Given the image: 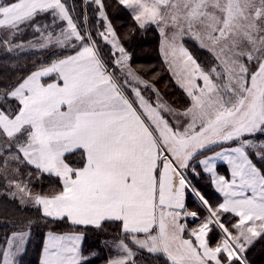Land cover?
Segmentation results:
<instances>
[{
    "label": "snow or ice",
    "instance_id": "1",
    "mask_svg": "<svg viewBox=\"0 0 264 264\" xmlns=\"http://www.w3.org/2000/svg\"><path fill=\"white\" fill-rule=\"evenodd\" d=\"M92 2L104 21L95 34L66 0H0V50L55 57L0 89V195L31 204L45 221L98 230L118 222V236L104 242L115 251L106 264H138L145 251L171 264H248L246 249L264 240V140L257 142L264 135V0H117L134 21L130 31L154 26L161 34V53L187 97L182 109L135 73L104 0ZM43 15L51 23L38 22ZM28 29L33 39L17 42ZM185 38L211 63H198ZM101 43L111 46V59ZM77 152L74 166L69 157ZM216 160L227 163L229 177L217 174ZM197 163L222 202L210 203L192 185ZM34 174L54 176L60 187L34 194ZM186 191L205 215L187 209ZM227 213L234 223L222 219ZM187 217L199 219L197 227L181 223ZM33 223L0 240V264H22ZM83 239V232L48 231L39 264H88L96 253L84 254Z\"/></svg>",
    "mask_w": 264,
    "mask_h": 264
},
{
    "label": "trees",
    "instance_id": "2",
    "mask_svg": "<svg viewBox=\"0 0 264 264\" xmlns=\"http://www.w3.org/2000/svg\"><path fill=\"white\" fill-rule=\"evenodd\" d=\"M69 1L71 6L75 8V12H73L72 15L78 17L81 23L83 22V17L85 15L84 9L86 8L88 26L92 29L93 34H95L97 31V27L95 26L97 13L95 9L91 8L90 2L88 8L86 4L84 5L83 0ZM104 4L108 18L116 30L118 37L121 38V43L127 50L133 52V61H136L135 63H137L138 66L145 68V70H142L146 78L149 77L154 80L156 85L164 84L163 93L167 95L169 99H172V102L177 103L176 101L183 95L175 86L174 81L170 78L165 64L160 57L158 48L159 33L157 29L152 26L146 30L137 29L135 32H132L130 30L135 27V25L129 12L118 5L117 0H104ZM98 24L99 23L96 22L97 26ZM188 45L195 49V51L200 52L201 55L203 54L209 57V54L202 51L194 43H188ZM101 46L103 45L101 44ZM102 49L105 50L104 46ZM49 58L54 59L55 57L51 56V53L46 50L28 49L20 52L19 55H16L15 53H6L3 50H0V89H6L8 85L15 83L19 77L26 76L34 71V64L39 66L41 62H48ZM201 61L203 65H206L204 59ZM260 140H264V135L258 134L257 142ZM74 155H80V153L77 152V154ZM197 169L200 170L198 163ZM21 171L27 172L28 170L22 168ZM29 171H32V169ZM224 174L228 175L227 169ZM202 175H204L202 179H199L196 175L189 178L192 179L194 182L193 184L201 191L203 196L208 199L210 203L214 205L220 203L221 195L214 188L210 177L207 178L209 175L206 176L207 173L206 175L205 173ZM59 187V180L56 177L47 174L41 176L39 179H36L34 174L31 181V188L34 194L47 193L53 189H58ZM2 192H4V188L0 183V193ZM187 205L189 209L199 212L198 204L189 196L187 197ZM199 213L205 214L203 212ZM41 217L42 214L36 207L28 204L21 205L18 200H13L7 195H0V240L3 239L5 235H8L15 230H19V226L27 221H34L31 227L26 251L20 258L22 264H39L44 236L45 233L50 230L53 232H83V251L88 254L96 253V255L89 257L88 264H106L107 245L104 242L114 240L120 232L118 222H105L103 229L98 230L93 226H72L67 220L53 222L52 219L49 218L45 221ZM222 219L225 221H235L236 218L233 214L227 213L223 214ZM143 255L144 258L139 259L138 264H167L166 258L162 255ZM244 256L250 264H264V240H258L254 242L253 245H250L246 249Z\"/></svg>",
    "mask_w": 264,
    "mask_h": 264
},
{
    "label": "rangeland",
    "instance_id": "3",
    "mask_svg": "<svg viewBox=\"0 0 264 264\" xmlns=\"http://www.w3.org/2000/svg\"><path fill=\"white\" fill-rule=\"evenodd\" d=\"M89 2H90V6H91V8L92 9H95V11H96V18H95V26L97 27V31H103L104 30V21H102V20H100L99 19V16H98V11H97V6L92 2V0H87V2H86V0H83V3H84V5L86 4V6H88V8H89ZM66 3L70 6V7H72L71 6V3H70V1L69 0H66ZM84 14H86L87 12H86V8L84 9ZM106 11V10H105ZM85 16V15H84ZM83 19H84V17H83ZM37 21L38 22H41V23H51V17L49 16V15H43V16H41V17H38L37 18ZM99 21V24H98V26L96 25V22H98ZM158 31V30H157ZM28 33V34H27ZM158 33H159V31H158ZM35 35H38V34H35ZM29 36V37H28ZM28 37V38H27ZM33 37H34V34L32 33V31H31V29H28L24 34H23V36L22 37H18V40H17V42H20V41H24V42H26V41H28V40H31V39H33ZM189 44H191V43H194L196 46H197V44L194 42V41H191V40H188L187 38H185V40H184V43H185V47H187L188 49H189V51L192 53V55L194 56V58H196L197 59V62L198 63H201L202 61L201 60H203L204 59V62H206L207 64H210L211 63V57H210V55H209V57H207V56H205V55H201L200 54V52H198V51H195V49H193V48H191V47H189V45H188V43ZM103 46H104V48H105V50H103L102 48H103V46H101V49L103 50V53L105 54V58L106 59H111L112 57L109 55V53L112 51V49H111V46L110 45H105V44H103V43H101ZM161 46H162V36H161V34L159 33V40H158V48H159V54H160V57H161V59H162V61H163V63L165 64V67H166V69H167V71H168V73H169V76H170V78L174 81V83H175V86L180 90V92L182 93V95L183 96H181L180 97V99H178L176 102L177 103H174V102H172V99H169L168 97H167V95H165L164 93H163V89H164V84L163 85H159V84H155L154 83V80H152V79H150L149 77H145V75H144V72H143V70H145V68H143V67H141V66H138V64L137 63H135L136 61H133V56H134V54H133V52H131V51H129V50H127V52L130 54V60H129V64H130V66H131V68L135 71V73L137 74V75H139L142 79H144V80H146V81H148L150 84H154L155 85V88L156 89H158L159 90V93H160V95H161V97L165 100V101H167L169 104H171L173 107H175V108H179V109H182L183 108V106L186 104V102H187V97H186V94L184 93V91L177 85V83H176V81H175V78H174V76H173V74H172V72L169 70V68H168V65H167V63L165 62V58H164V56L162 55V53H161ZM199 48V47H198ZM202 51H204V52H206L207 54H209L208 52H207V50H205V49H201ZM55 59V58H54ZM201 65L202 66H205V65H203L202 63H201ZM143 69V70H142ZM45 79H47V78H45ZM141 87H143V86H141ZM145 96L147 97V96H151L153 99H155V93H153L152 92V90L151 89H148L147 91H145ZM8 103H10V104H12V105H15V101L13 100V102H12V100H9L8 101ZM217 151L219 150V149H216ZM77 154V153H76ZM212 153H206V155H211ZM202 157H199V159H201ZM69 160L70 161H73V162H75V164H74V166H79V161H80V155H71L70 157H69ZM12 167H16V165H12ZM199 167H200V170L199 169H197V164H196V169H197V172H199L200 171V173L201 174H199L197 177L199 178V179H202L203 178V176L204 175H202V174H204L205 173V175H206V172H204L203 171V168H201V166L199 165ZM31 169V168H30ZM29 168H27V170L29 171L30 170ZM220 172H222L223 174H224V172H225V170H226V167H221L220 169H218ZM8 172H9V175H11V170L9 169L8 170ZM204 172V173H203ZM194 174L193 173H191V172H189L188 173V178L189 177H191V176H193ZM209 174H207L206 176H208ZM225 175V174H224ZM205 176V177H206ZM210 177V175L207 177V178H209ZM190 179V178H189ZM210 179H211V177H210ZM1 181H0V183L3 185L4 184V181L2 180V179H0ZM191 180V183H192V185L197 189V191H199L200 193H201V191L193 184L194 182L192 181V179H190ZM202 194V193H201ZM203 195V194H202ZM190 197L191 199H193L194 200V202L195 203H197L198 204V201L196 200V198L191 194V192L190 191H186V196H185V204H186V207H187V209L188 210H190V211H194V210H191V209H189V207H188V205H187V197ZM28 205H31V204H28ZM199 215L202 217L203 215H205V214H200L199 213ZM227 219H231V218H227ZM226 221H231V222H235V221H232V220H226ZM199 219H196L195 221L191 218V217H187V218H182L181 219V223H185L186 225H187V227L189 228V229H191V228H194V227H197V225L199 224ZM15 231H17V230H15ZM70 232V231H69ZM69 232H56V233H69ZM45 237H46V235H45ZM212 243L213 244H215V242H216V240L219 238V236H218V233H213L212 234ZM185 238H188L187 237V234L185 235ZM194 239V238H193ZM2 240V239H1ZM29 240V239H28ZM27 243H28V241H27ZM83 243H84V239L81 241V245H82V249H83ZM26 246H27V244H26ZM106 251H107V259L111 256V255H114L115 254V251H114V249H111V247L110 246H108L107 245V247H106ZM41 252H42V250H41ZM84 254L85 255H89L87 252H85L84 251ZM144 254H147L146 253V251H145V253ZM41 255V254H40ZM153 255H156V254H153ZM157 256V255H156ZM163 256V255H162ZM89 257H91V256H89ZM164 257V256H163ZM166 258V257H165ZM166 262H167V264H171V262L170 261H167V258H166ZM150 264H156V263H150ZM248 264H250L249 262H248Z\"/></svg>",
    "mask_w": 264,
    "mask_h": 264
},
{
    "label": "crops",
    "instance_id": "4",
    "mask_svg": "<svg viewBox=\"0 0 264 264\" xmlns=\"http://www.w3.org/2000/svg\"><path fill=\"white\" fill-rule=\"evenodd\" d=\"M204 157H202L201 159H203ZM201 168H203V165H200ZM221 167H226V169L228 170V175H225L226 177H229L230 176V171H229V166L227 165V163L225 161H222V160H216L215 161V170L217 172V174L219 175H224L222 172H220L218 169H220ZM210 175L211 177V174L210 173H207ZM211 182H212V179H211ZM213 184V183H212ZM214 188H215V185L213 184ZM216 189V188H215ZM219 193V192H218ZM221 195V202L223 200V195L221 193H219ZM47 233V232H46ZM45 233V235H46ZM58 234H62V233H58ZM44 239H45V236H44ZM44 242V241H43ZM43 247V246H42Z\"/></svg>",
    "mask_w": 264,
    "mask_h": 264
}]
</instances>
